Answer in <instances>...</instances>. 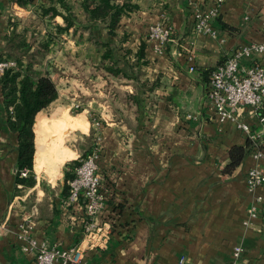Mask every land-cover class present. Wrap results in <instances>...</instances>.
<instances>
[{"label":"crops","instance_id":"1","mask_svg":"<svg viewBox=\"0 0 264 264\" xmlns=\"http://www.w3.org/2000/svg\"><path fill=\"white\" fill-rule=\"evenodd\" d=\"M66 1L77 19L85 22L82 2L93 7L98 0ZM132 1L137 6L121 17L115 37L108 35L102 24H92L91 30L100 41L120 48V65L133 63L142 49L146 64L141 65V74L104 77L105 85L99 93L89 95L84 110L73 114H80L88 122L83 131H90L93 147L99 151V170L109 192L96 222L112 223L102 245L86 247V264H176L180 254L193 264H223L236 244L243 246L238 264H264V183L253 192L247 188L245 175L253 163L250 153L232 171L223 170L229 146L245 144L247 135L231 120L218 128L206 96L209 77L202 74L228 58L238 46L264 39V0H225L219 19L212 22L215 37L196 32L193 15L196 7H208L213 0ZM37 2L50 4V0H34L20 6L12 0H0V53L6 51L9 16L13 15L22 28L35 17L31 8ZM163 19L172 27L174 42L167 45L164 55H158L147 30ZM220 21L237 30H225ZM87 29L82 38L71 31L65 40L50 41L41 65L29 74L38 76L49 71L51 65L59 68L75 54L97 62L99 53ZM123 36L125 40L121 41ZM260 58L263 61L264 55ZM155 80L158 86L152 90L140 85V81ZM58 91L52 103L59 99ZM128 94L137 97L138 103ZM66 111L70 113L55 104L52 116L38 113L43 117L38 139L40 169L50 166L52 155L64 157L61 134L70 120ZM87 111L96 113L98 126L86 118ZM80 115L72 117L77 123H85ZM239 115L253 129L263 130L264 137V123L257 122L253 107L241 106ZM6 119L0 85V264H35L33 254L24 250L23 240L17 237L20 223L31 222V232L39 240L70 246L85 234L83 206L65 203V161L55 176L48 175L50 171L37 174L34 170L35 184L16 192L18 134ZM262 147L264 164V144ZM42 174L49 181L57 180V185L51 186V196H46L39 185ZM33 190L36 197L28 198ZM257 193L263 199L256 203V215L251 216L249 210Z\"/></svg>","mask_w":264,"mask_h":264},{"label":"built area","instance_id":"2","mask_svg":"<svg viewBox=\"0 0 264 264\" xmlns=\"http://www.w3.org/2000/svg\"><path fill=\"white\" fill-rule=\"evenodd\" d=\"M192 3L196 0H190ZM225 0H213L208 7H196L194 10V29L196 32L206 33L215 37L216 31L211 27V20L218 15ZM147 38L153 51L164 55L169 43L174 42L173 31L165 20L149 25ZM264 39L251 41L238 46L223 62L215 65L212 70L206 96L210 99L213 115L218 128L221 129L227 120L234 121L236 125L253 140L250 155L253 163L248 167L245 175L247 188L253 192L264 183L263 156L264 137L263 130L253 129L252 125L242 119L239 109L243 105L253 107L257 122L264 123V113L259 107L264 100ZM17 62L13 58L0 59V74L6 69H16ZM193 70V66L189 67ZM77 105V104H76ZM262 137V138H261ZM99 151L93 148L88 154L80 158L74 167V176L69 182L70 190L65 203L68 205H82L85 221V234L83 239L70 246L49 244L45 240L37 239L31 232L32 223L24 220L20 223L21 231L17 237L23 240L24 250L33 254L35 264H86L84 253L86 247L102 245L109 237L111 221L103 224L96 221L99 214L105 209L109 192L105 187L104 176L98 165ZM26 175L27 168H15V173ZM255 201L251 205V216L257 213V202L263 199L260 193L255 194ZM244 223H248L245 220ZM243 253V246H233L230 259L223 264H238ZM176 264H193L185 254H180Z\"/></svg>","mask_w":264,"mask_h":264},{"label":"trees","instance_id":"3","mask_svg":"<svg viewBox=\"0 0 264 264\" xmlns=\"http://www.w3.org/2000/svg\"><path fill=\"white\" fill-rule=\"evenodd\" d=\"M12 1L20 6H27L34 2V0ZM136 6L132 0H98L97 4L93 7H89L85 2H82V7L86 12V19L85 22H81L71 11L66 0H50L48 6L43 4L38 6L40 15L43 18H47L46 27H48V30H46L45 34L36 32L35 27L30 26V24L19 28L17 19H8L5 33L6 51L0 53V59H3V57L15 59L17 68L4 70L0 74V85L4 107L7 112V124L10 129L17 131L18 134L16 168L28 169L26 175L16 172V192L21 193L22 189L31 187L36 182L33 169L39 170L41 167L38 153V139L41 134L40 124L43 120V117H40L35 125L37 113L47 107L59 94L57 83L48 71L40 73L35 77L29 73L35 67L41 65L42 60L50 49V41L57 40L71 31L78 38H82L84 32L88 30L87 28H90L88 32L89 40L96 45L99 53L97 62L85 59L81 60L82 64L86 62L90 63V76H139L141 74V65L146 64L142 49L138 50L136 54L137 58L133 63L127 64L128 62H126V65H120V60L113 55L114 49L111 43L100 41L91 30L92 24H102L106 28L108 35L115 37V29L121 17L136 8ZM219 13L210 22L212 28V22L219 17ZM220 25L227 31L237 30V28L223 21H220ZM124 40L125 36H123L121 41ZM124 52L129 53L130 50L124 49ZM24 59L25 63L23 62ZM224 60H220L218 63ZM68 62L72 66L76 63L73 57ZM214 67L204 70L202 74L209 77ZM140 85L143 88L152 90L158 86V81H140ZM128 98L138 103L137 97H131L128 94ZM259 111L264 113V100L259 107ZM36 140L37 145H35ZM252 145L253 140L249 137H247L245 144L230 145L228 150L229 159L223 170L225 172L232 171L250 153ZM89 152L90 150H84L79 157L65 162L62 187L64 198L69 194V182L74 176V167L79 163L83 154L86 155Z\"/></svg>","mask_w":264,"mask_h":264},{"label":"rangeland","instance_id":"4","mask_svg":"<svg viewBox=\"0 0 264 264\" xmlns=\"http://www.w3.org/2000/svg\"><path fill=\"white\" fill-rule=\"evenodd\" d=\"M39 5L40 4H38V2L33 4V7L31 8V10L34 13L35 17L34 18L32 17L30 21L28 20V24H30V26L34 24L36 32L38 31V32H41V34H45L46 30H48V27H46L47 18L46 17L43 18L40 15L38 11ZM9 19L15 20L16 18L13 15H10ZM66 36L67 35L65 34L61 38H58L56 41L65 40L64 38ZM119 50L120 48L114 47L113 55L114 57L119 58L121 60L122 55L119 52ZM69 58H68V61H69ZM73 58L75 59V62H76L75 65L73 66L70 65V62L64 63L65 65L64 64L60 65L59 68L49 65L51 68L48 72L50 73V75H51V72H53L54 76L52 77L54 78V80L57 83L58 88L60 89V97L58 100L55 101V103L51 102L47 107L43 108L38 113L44 114L45 116H52L54 114L53 108L55 107V104L56 105L59 104V105H62L63 108H68L69 112L72 114L68 113L67 111L65 112L67 115H69L70 120H69V125L65 128V130L62 131V134H61L64 139V151L61 153L62 154L61 156H64L63 159H60L58 157L59 155L58 156L56 155V157L55 155H52V157H50L48 160V163L50 166L44 169L41 168L40 170L42 171L39 173L35 170L37 174H40L42 172L48 174L47 172L50 171V174L48 175L55 176L58 174L59 171H61V166L66 162V160L70 159L71 157H74L75 155L76 157L80 156L77 154V151L82 155L85 149L88 151L87 148H90V147L95 148V145L93 147V144H92L93 139H92V136L90 135V131L88 132L83 131L87 129V123H88L87 120L80 114H77V115H73V114L84 110L83 103L86 99L89 98V95L92 97L96 95L95 93H99V90H101V88L104 87L105 85L104 81H102L104 77L103 76H90L89 75L90 74L89 72L90 63L86 62L85 64H82L81 60L83 58L78 57V55L76 54L73 55ZM85 60H89V59H85ZM38 67L39 66L31 70V73L34 70H36ZM111 83L113 87L114 84L113 82ZM85 91H88V93ZM79 115L82 119H84V122L86 121L85 123H81V124L77 123L76 120H74V118L72 117V116H79ZM86 116H87L86 118H88L90 123H93L94 125L98 126L99 120H98L96 113L90 114L89 111H87ZM50 118L52 119L53 117H50ZM39 119H40L39 115H37L35 125L39 121ZM35 129H36V126H35ZM36 145H37V140H36ZM46 146L48 147V143H46ZM73 149L74 150L76 149V154ZM42 175L43 176H39V181H40L39 185L40 187L44 189L46 196L47 195L51 196V191H52L51 186L54 185L55 187L57 185L56 184L57 180L55 178L49 181L48 180L49 178L46 177V175L44 174ZM28 188L29 187H27L26 189ZM35 193L36 191L33 190L32 192H30V194L27 197L34 199L36 197Z\"/></svg>","mask_w":264,"mask_h":264}]
</instances>
